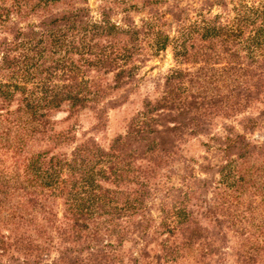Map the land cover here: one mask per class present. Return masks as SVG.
<instances>
[{"label": "trees", "instance_id": "obj_1", "mask_svg": "<svg viewBox=\"0 0 264 264\" xmlns=\"http://www.w3.org/2000/svg\"><path fill=\"white\" fill-rule=\"evenodd\" d=\"M88 1L0 0V260L264 264V1ZM167 49L158 95L101 147L88 132ZM200 137L218 159L191 165Z\"/></svg>", "mask_w": 264, "mask_h": 264}, {"label": "rangeland", "instance_id": "obj_2", "mask_svg": "<svg viewBox=\"0 0 264 264\" xmlns=\"http://www.w3.org/2000/svg\"><path fill=\"white\" fill-rule=\"evenodd\" d=\"M227 3H231L230 0H225ZM248 1V0H247ZM264 1V0H263ZM89 7L94 9L98 2L96 0L88 1ZM228 7H230L228 5ZM218 8L212 10L213 14L218 13ZM174 62L171 57L170 50L167 49L164 52H161L157 56L149 59L145 62L135 73V81L129 92L125 102L113 109L108 111L106 116L105 127L97 133L89 131L90 125L93 122L91 115L87 111H83L77 118L76 132L78 134L82 132H88V135L94 137L95 141L101 147H107L108 142L116 135L123 134L125 130V125L127 121L140 109L143 99L148 98L152 99L156 97L160 91L162 84V79L164 75L174 67ZM63 115L58 114L56 118H61ZM215 131L220 134L221 129L216 126ZM205 138H195L190 139L182 147V152L184 156L189 159L191 165H197L202 162V157L205 155L210 159V161H216L218 158L215 151L210 150L208 153H205V149L201 146L200 142H204ZM8 158L7 154L3 156ZM9 162L6 160L5 164ZM233 239H229L227 246L233 245ZM225 256L224 259L221 256L216 262L212 264H235L233 257L230 256V250H224ZM54 256L52 253L50 259ZM0 263L3 264L5 261L0 260Z\"/></svg>", "mask_w": 264, "mask_h": 264}]
</instances>
